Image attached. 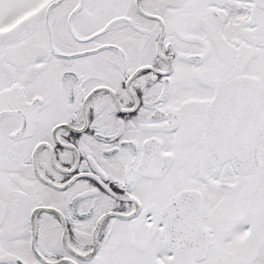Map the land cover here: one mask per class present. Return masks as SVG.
Listing matches in <instances>:
<instances>
[{"label": "snow or ice", "instance_id": "6c2138e0", "mask_svg": "<svg viewBox=\"0 0 264 264\" xmlns=\"http://www.w3.org/2000/svg\"><path fill=\"white\" fill-rule=\"evenodd\" d=\"M0 264H264V0H0Z\"/></svg>", "mask_w": 264, "mask_h": 264}]
</instances>
